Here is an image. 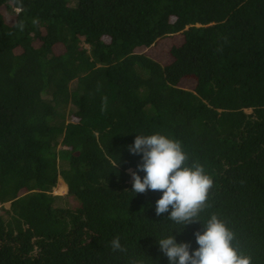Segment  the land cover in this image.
Wrapping results in <instances>:
<instances>
[{"label":"trees","instance_id":"1","mask_svg":"<svg viewBox=\"0 0 264 264\" xmlns=\"http://www.w3.org/2000/svg\"><path fill=\"white\" fill-rule=\"evenodd\" d=\"M157 132L213 177L202 218L264 264V0H0V264H168L172 234L197 248L201 222L178 233L162 192L131 190L128 146Z\"/></svg>","mask_w":264,"mask_h":264},{"label":"clouds","instance_id":"2","mask_svg":"<svg viewBox=\"0 0 264 264\" xmlns=\"http://www.w3.org/2000/svg\"><path fill=\"white\" fill-rule=\"evenodd\" d=\"M106 106L107 97H103L102 109ZM128 149L141 156L137 170H129L131 190L135 194L162 192L156 200L155 213L157 216L167 213V220L180 226L175 229L178 233L190 224H203L204 230L194 233L198 244L194 250H190V242L178 243L173 234L158 239L168 264H252L251 255L244 252L237 233L224 219L215 212L206 220L202 218L212 207L214 180L202 163L197 160L189 163L190 157L181 141L158 132L137 135ZM141 171L145 173L143 177ZM110 247L113 252H127L118 236L111 240ZM131 264H143V260H132Z\"/></svg>","mask_w":264,"mask_h":264},{"label":"rangeland","instance_id":"3","mask_svg":"<svg viewBox=\"0 0 264 264\" xmlns=\"http://www.w3.org/2000/svg\"><path fill=\"white\" fill-rule=\"evenodd\" d=\"M180 38H181L180 36H177L175 38V41L177 40L179 42L181 40ZM172 41H174V40H172ZM159 47H161V46H159ZM166 47L163 46V48H165V50H167V48H168V47L167 48ZM156 59H158L162 63V60L159 57L156 58ZM187 83H188V85L190 87L192 86V81L189 80V82H187ZM54 193L57 194V195H61V196L63 195V196H65L68 193V188H67V186L63 182H61V185L58 188H56V190L54 191ZM9 206H10L9 203L5 205L6 208H9Z\"/></svg>","mask_w":264,"mask_h":264}]
</instances>
